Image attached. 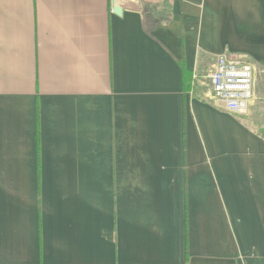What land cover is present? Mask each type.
I'll return each mask as SVG.
<instances>
[{
    "label": "crops",
    "instance_id": "0c3cea01",
    "mask_svg": "<svg viewBox=\"0 0 264 264\" xmlns=\"http://www.w3.org/2000/svg\"><path fill=\"white\" fill-rule=\"evenodd\" d=\"M261 99L264 0H0V264H264Z\"/></svg>",
    "mask_w": 264,
    "mask_h": 264
},
{
    "label": "built area",
    "instance_id": "2783aa9c",
    "mask_svg": "<svg viewBox=\"0 0 264 264\" xmlns=\"http://www.w3.org/2000/svg\"><path fill=\"white\" fill-rule=\"evenodd\" d=\"M253 72L251 63L242 58L218 56L207 73L216 106L234 115H245L253 96Z\"/></svg>",
    "mask_w": 264,
    "mask_h": 264
},
{
    "label": "trees",
    "instance_id": "16d2710c",
    "mask_svg": "<svg viewBox=\"0 0 264 264\" xmlns=\"http://www.w3.org/2000/svg\"><path fill=\"white\" fill-rule=\"evenodd\" d=\"M184 89H190V82H188L187 84H184ZM259 135L264 139V129H258L257 130ZM187 260V257H186Z\"/></svg>",
    "mask_w": 264,
    "mask_h": 264
},
{
    "label": "rangeland",
    "instance_id": "374dc122",
    "mask_svg": "<svg viewBox=\"0 0 264 264\" xmlns=\"http://www.w3.org/2000/svg\"><path fill=\"white\" fill-rule=\"evenodd\" d=\"M256 90L259 91V89H257V87H256ZM261 108L264 109V99H261ZM260 111H261V113L264 115V110H260ZM247 123L250 124V125H251V124L254 125V124L252 123V120H250V119L247 120ZM254 128H257V126L254 125Z\"/></svg>",
    "mask_w": 264,
    "mask_h": 264
},
{
    "label": "water",
    "instance_id": "95a60500",
    "mask_svg": "<svg viewBox=\"0 0 264 264\" xmlns=\"http://www.w3.org/2000/svg\"><path fill=\"white\" fill-rule=\"evenodd\" d=\"M113 11H114L115 14L119 15V14H121L122 9L119 6H116V7H114Z\"/></svg>",
    "mask_w": 264,
    "mask_h": 264
}]
</instances>
